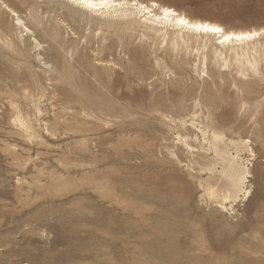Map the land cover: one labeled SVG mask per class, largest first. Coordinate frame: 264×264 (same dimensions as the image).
<instances>
[{
    "label": "rangeland",
    "instance_id": "obj_1",
    "mask_svg": "<svg viewBox=\"0 0 264 264\" xmlns=\"http://www.w3.org/2000/svg\"><path fill=\"white\" fill-rule=\"evenodd\" d=\"M67 1L0 0V264H264V37L222 48ZM137 1L264 28V0Z\"/></svg>",
    "mask_w": 264,
    "mask_h": 264
},
{
    "label": "bare ground",
    "instance_id": "obj_2",
    "mask_svg": "<svg viewBox=\"0 0 264 264\" xmlns=\"http://www.w3.org/2000/svg\"><path fill=\"white\" fill-rule=\"evenodd\" d=\"M69 1L72 4H74V6L76 5V6L80 7V8H82V9L87 10L89 13H93V14H100V15H102V14H110V15L122 14V15H130V16L139 17V18H141L143 20V23H144L143 25H144L145 29L153 30V31H155L157 33L161 32L164 36L168 35L167 29L168 28H170V29L172 28L173 29V33L172 34H177V35H179L180 38L184 37V36H187V35L189 36L190 34L191 35H193V34L198 35V36H200L203 39L215 37L217 39V44L219 46H221L222 48H226L227 46H230V45H232V46L233 45H235V46H237V45H245V44H247V43H249L251 41H255V40H258V39L264 37V28L258 29V30L254 29V30H251V31H245V30L244 31H227L221 25H219L217 23L208 22V21L193 20V19L187 17L185 14H182V13L178 12L176 9H174L172 7L160 6L156 2H152L150 5H147L145 3H141V2H139L137 0H90V2H86V0H68L66 3H68ZM68 4H70V3H68ZM70 6H73V5H70ZM156 9H158V10H156ZM16 14H18V13H16ZM81 19L79 21H81ZM17 22H18V24L22 25V27L24 28V30L27 33H32L31 30L24 24V22L19 17L17 19ZM100 22H102V21H100ZM103 25H104V23H103ZM105 25L108 26L110 24L107 23ZM127 28H125V29H127ZM120 29H122V28H120ZM216 29H218V30H216ZM140 30H142V29H140ZM261 34H263V36H261ZM34 42H36V41L34 40ZM38 47L40 48V44H38ZM38 57H40V56H38ZM103 61H106V60H103ZM49 65H51V64H49ZM213 139L215 141L221 140V136L218 135L216 132H214L213 133ZM217 154H218V156L221 158V160L223 162H226V163L229 164V169H228V172L226 173L227 174L226 175V183H227L226 184V188L230 189L232 191V194L234 195L235 199H237L239 197V194H241V193H244L245 196H249L250 195V191L245 189V184L247 182V179L250 177V172H249L247 167L246 168H242L241 165L238 164V159H239L238 154H237V156H234V155L232 156L231 154H228L226 152L219 151V149H218ZM195 163H197V162H195ZM212 166H215V165H212ZM194 177H195V175H194ZM196 177H198V176H196ZM206 180H207V178H206ZM209 181H211V180H209ZM222 181H224V179ZM220 183H221V181H220ZM224 185H222V186H224ZM209 186H210V184H209ZM217 187H218V185H217ZM211 189H213V188H211ZM214 189H216V188L214 187ZM224 189H225V187H224ZM209 195H211V194H209ZM211 197H212V195H211ZM214 202H215V200H214ZM230 205H232V204H230ZM197 231L196 232L194 231V232L198 233ZM201 240H202V238H201ZM202 246H204V245H202Z\"/></svg>",
    "mask_w": 264,
    "mask_h": 264
},
{
    "label": "snow or ice",
    "instance_id": "obj_3",
    "mask_svg": "<svg viewBox=\"0 0 264 264\" xmlns=\"http://www.w3.org/2000/svg\"><path fill=\"white\" fill-rule=\"evenodd\" d=\"M86 2H90V0H86ZM216 30H218V29H216Z\"/></svg>",
    "mask_w": 264,
    "mask_h": 264
},
{
    "label": "water",
    "instance_id": "obj_4",
    "mask_svg": "<svg viewBox=\"0 0 264 264\" xmlns=\"http://www.w3.org/2000/svg\"><path fill=\"white\" fill-rule=\"evenodd\" d=\"M261 36H263V34H261Z\"/></svg>",
    "mask_w": 264,
    "mask_h": 264
}]
</instances>
